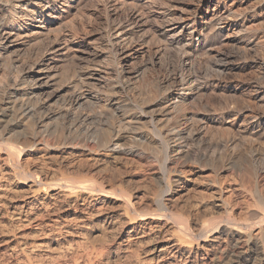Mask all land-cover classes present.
<instances>
[{
	"label": "bare ground",
	"instance_id": "bare-ground-1",
	"mask_svg": "<svg viewBox=\"0 0 264 264\" xmlns=\"http://www.w3.org/2000/svg\"><path fill=\"white\" fill-rule=\"evenodd\" d=\"M86 1L0 0V264H56L59 255L67 253L76 256L74 264H104L107 257L114 256L112 252L105 254L99 245L92 249L86 247L91 240L88 245L81 242L91 224L99 225L106 232L115 231V249L136 255L132 258L135 264H264V169H260L261 166L259 169L254 166L255 181L252 180L250 194H245L248 201L245 217H236V207L230 201L241 187L222 183L218 178L207 180V187L214 189L215 208L207 219H201L195 213L206 211L211 196L209 200L201 198L188 203L191 217L173 203L174 185L189 181L193 173L200 172L199 168L196 171L188 168L187 162L197 156L200 161L208 158L206 151H201L198 145L209 141L214 134L209 120L198 118L192 108L197 100L203 99L208 86L215 89L220 79L210 78L203 83L200 79L202 62L196 57L221 39L224 30L219 28L220 22L238 12L241 2L204 0L187 16L171 11L169 0H94L98 4L95 11L80 17L79 7ZM261 7L264 9V5ZM244 18L229 26L234 34L230 39L231 46L245 47L250 43H247L248 33L238 34L248 30ZM148 39L158 40L160 45L156 49L141 50L146 63L133 65L130 62L134 56L133 48L130 46L137 43L140 46ZM102 47L109 49L115 59L113 72L119 86L112 94L125 92L126 98L122 102L112 94L108 95L106 105L111 109H98L100 112L95 111L94 116L98 115L102 120L110 111L118 120L114 123L113 116L107 115L113 119L114 138L106 146L111 153H140L146 160H155L160 165L153 172L161 177L159 189L152 198L153 209L140 206L143 200L139 193L104 186L96 188L78 179L58 181L53 178L55 167L25 164L28 151L33 149L47 150L41 157L48 158L50 146L62 135L55 136L54 133L61 129L72 138L75 133L85 131L80 138L75 135V145L71 140L70 143L77 147L83 142L81 145L87 148L90 157L100 154L97 149L101 141L98 142L97 134L96 138L88 125L89 117L80 114L86 104L99 100L96 93L85 94L82 90L94 85L82 70L78 73L74 70L77 76L72 80L69 78L71 70L67 76L71 82L69 86L64 85L67 69L63 72L64 66L60 62L83 58L79 54L83 50L101 56ZM209 63L206 65L212 66ZM157 65L165 67L164 73L143 75L146 73L144 67L156 70ZM210 71L212 69L209 74ZM147 93L148 97L162 94L160 107L149 123L138 117L137 123L148 125L145 134L150 145L135 149L124 142L128 133L124 130L127 117L119 113L126 111L127 106L141 104ZM263 115L254 114L253 119H258L255 128L264 126ZM60 118L71 120L60 123L63 128L59 131L57 120ZM94 119L95 123L98 118ZM99 122L98 119V125ZM95 130L97 132V128ZM220 143L210 140L209 145L216 148ZM193 144L199 150L194 156L191 152L195 147ZM69 156L58 160L56 165L60 169H73L76 163ZM210 161L213 163V158ZM134 247H138L140 253H134Z\"/></svg>",
	"mask_w": 264,
	"mask_h": 264
},
{
	"label": "rangeland",
	"instance_id": "rangeland-1",
	"mask_svg": "<svg viewBox=\"0 0 264 264\" xmlns=\"http://www.w3.org/2000/svg\"><path fill=\"white\" fill-rule=\"evenodd\" d=\"M203 1L204 0H169V5H171L169 7L170 8L172 7L171 11H173V12H177V11L180 13L183 12V14L188 16L191 14L190 11H192L195 7H198L200 5V3ZM238 1L241 2V5H239V8H238V12L241 14H239L236 11L237 13L235 12V14L237 16L235 14L233 15V13H232V14H229L230 16H227V18H225V20H222L220 22V25H219V28L224 30V34L222 35L221 39L218 40V42L216 44H214V46H212L210 49H207V50L201 52L196 57V58L199 57L198 58L199 60L198 59L197 60L200 61V63L202 62L201 67L204 71L203 72L200 70V72L202 74V76L200 75L201 81L203 83H205V80H209L210 78H211L210 80H213L216 78V80L220 79V81H219L218 86L215 89L211 88L210 85L208 86L209 88L206 90L207 92H205V93L203 92L204 93L202 95L203 99L201 97L200 98L201 100H199V101L197 100L198 102L197 101L196 102L198 104L195 102L196 105H194V107L192 108V111H194L195 113L194 112H192V113L195 114L198 118H200V117L201 118H203V117L207 118L211 124L212 131H213L212 133H214L213 134L214 136L213 135L210 136L212 138V139L210 138V140H212V142H214V143H218V142L219 143L222 142V143H220L221 145L219 144L218 147H216V148L214 146H212L211 144H210L211 146L209 145L210 140L207 142H203L202 144L200 143L201 145H198L199 143H196L198 145V147L200 146L199 149L202 148V149H200L201 151H204V152L206 151V154H208L206 156H208L209 159L207 157H204L200 161L199 160L200 158H198V156L195 157V159H194V157L190 158L191 160L189 159V161L187 162L188 168H191V169L193 168L195 171L198 170V168H199L200 172L193 173L192 174L193 178H191V180L182 181L178 185H174L175 196L173 198V203H175L177 205V209L179 211L183 212L184 214H186L187 216H190V217L193 216L190 213L191 211L189 209L190 203H194L196 201H199V199H201V198L202 199L208 198V200L211 198L209 200V202H210V204L212 203L211 205L213 206V198H212L213 194L212 193H213L214 189H212L211 187H207L206 184L208 183L207 182L208 179L209 180H215L217 178H218V181L221 180L222 183L226 182V184L230 183L231 185L235 184L234 186H236L238 188L241 187L240 188L241 190L239 189L240 191H237V193H235L236 196L233 195L230 201L233 204L232 206L236 207V208H234L236 217H238V218H240L241 216L245 217L246 216L245 212H246V209L248 207V206H246V205H248V201H247V199H245V194L246 195H248L247 193L250 194L249 191L251 190V187L254 184L253 181H255L254 180L255 175L253 178V174H256V170H253V169H255L254 166H256L257 168L259 166H261L259 168L264 169V165H263L264 164L263 163L264 162L263 161L264 160V126H260V127L255 128L254 123L258 119L257 120L253 119L254 114L257 115V113H258L259 115H261V114L263 115L262 112H264V96H263L264 95V9L261 7L262 5H264V0H238ZM96 5H98V4L94 0H88V1L84 2L79 7L78 14L80 13V15H82V16H80V15L79 16L84 17V16H86L87 13L94 12L95 9L97 8ZM243 18L247 19V25L246 26H247L248 30H246L247 32L241 31L240 32L241 34L240 33H238V34H239V36H243V33L244 34L248 33L246 35V38H247V43H249V42L250 43L248 46H245L246 49L248 47V50H245L244 46L243 47L242 46H239V47L235 46L234 47V46H231V44H229L231 41L230 39L234 38V34L232 33V30L229 26L232 24H236L237 22L241 21ZM253 37H254V39H253ZM246 38H244V39L246 40ZM149 39L146 42H142L140 44V46H138V43L136 45L134 44V45L130 46V48H133L132 54L134 56L130 61L133 65L139 64V66H140V65L146 63V61L143 62V58L141 56V50H143L145 48H150V47L153 49H156L160 45L158 40L152 41V39L151 40H149ZM251 39H252V41H251ZM156 41H158V42H156ZM152 42H153V44H152ZM157 43H159V44H157ZM101 49H102V51H101L102 55L101 56H96V55L89 53L88 51L84 52V50H83L82 52L79 53V54H81V57H83V58L79 57L76 59H71L69 61L68 60L67 61L62 60L60 62V65L65 67V68L63 67L62 71L66 72L65 70L67 69V73H69L68 75L66 73V78H65L66 80H64L65 82H63L64 85L69 86V83L71 82V80L77 76V74L73 72L74 70L77 73L81 72V70L83 72H86L90 78L88 80L91 81L94 85V86H92V85L85 86L84 89H82V90L84 91V93L86 92L85 94L92 93L95 95V93H96L97 96L99 97L100 101L97 100L95 103L90 104V105L86 104L82 108V111H81V109H78V110L81 111L80 114L87 115V117H89L88 125L90 124V126L92 127L91 130L93 129L92 131L94 132V134L95 133L97 134L98 138L96 137V134H95V137L97 138L98 142L100 143V141H101V143L99 144V147H98L99 150L97 149V151H99L100 154H98V153H96L95 155L92 154L91 157H94V159L91 158L90 155L87 153V148L86 147L84 148V146L81 145V144H83V142L78 144L77 147H74L73 145H75L77 143V140H76L77 137L75 135L77 134V136L80 138L85 134V131H82L81 132L82 134H80V132L75 133L74 138L68 137L69 136L68 133H66V131L64 133V130L61 128H63L62 124H65L63 121L66 120V122H67L71 119H69L70 117L65 119V120L63 118L62 119L60 118L59 119L60 121L57 120V122H58L57 124H58V128H59L57 130L60 131V129H61L62 131H60V132L57 131L54 134H55V136H58L61 134L62 135L59 136V138H56L57 141L55 140L53 142L54 144H52L50 146L51 150L47 153V155H49V157L48 158H45L46 156L43 158L41 157L42 154L46 153L47 150L43 151V150H39V149H33V150L28 151V153L26 155L25 164H26V166H27V164L29 166H34L36 164L37 165H40V164L43 165L44 164L45 167L48 164V166L55 167L54 169H56V170H54V173H53L54 177L53 178H55V180L57 179L58 181L68 182L70 180L78 179V180H84L87 184H90L96 188H102L104 186L105 188H108V189H115V190L125 189L131 193H135V194L139 193L140 197H142L141 200H143L140 206L143 208H146V209H153V208H155V205L153 203L152 198H153L155 192L159 189L158 187L160 186V183H161V177L155 176L153 173V172H155L154 169L156 170V167L158 168L157 165H159V164L156 163L157 161L146 160L144 158V156L141 155L140 153H138V155L137 154H132V155L128 154L127 155L126 153L113 154L106 147L110 144V142L114 138L113 132L111 131V125H112L111 122H113L112 121L113 119L111 120L112 116L114 118V123H117V122H115L116 117H114V115H112L113 113L110 114V111H109L111 109V108H109L110 106L108 107V105H106V104H108L107 98L109 96H111L112 93L114 94V92L116 91L115 87H118L119 84L116 81L115 73L113 72V65H114L113 62H115V59L114 58H113L114 60L112 59L113 54L111 52H109V49L107 50L106 47H102ZM209 61H211V62L209 63ZM206 63H207V65H208V63L211 64L213 67L210 65L207 66ZM205 65L209 68L207 69V67ZM77 66H79V67H77ZM162 66L163 65H161V67H160V65H157L155 68L156 70L149 69L150 68L149 66L147 67L148 69L144 67L146 73L144 72L143 75H145V77H146L148 75V72L150 74L151 73L153 74V72L154 73L156 72L157 74L164 73L165 67L164 66L162 67ZM69 68H70V71H69ZM205 68L207 69V71ZM209 69L210 70L212 69V71H210V74L208 73ZM71 70H72V72H71ZM3 71L7 72L6 69H4ZM217 72H218V74H217ZM70 74H71V77H73V78L69 77L71 80H69V78L67 77ZM72 75H74V76H72ZM209 75H211V76H209ZM207 76H209V77H207ZM96 87H98V88L96 89ZM112 90H114V92ZM143 91H145V90L143 89ZM148 93L146 94L147 96L143 95L144 97L146 96L145 97L146 101L144 98V100H143L144 102L142 101L141 104H139L138 106H133V107L127 106L125 109L126 111L123 110L124 112L120 111V113H119L121 115L125 114V116L127 117L126 121L124 122V123H126V125H125L126 127L124 126L125 127L124 130L126 133L127 132L128 133H127V136H126V139L124 142L125 143L127 142V144L129 143L128 144L129 147L133 146V147H135V149L136 148L139 149V148H141V146H142V148H145L146 146L150 145L148 143L149 138L145 134L146 130L148 128V125L147 126L146 125L141 126L139 123H137L139 121L138 117H142L143 122L149 123L151 120L152 114L157 115L158 108L160 107L158 105V103L160 102V98H161L162 94L157 93V94H154V96L152 95V96L148 97ZM112 97L116 98V100H121L122 102H125L126 93L125 92H117ZM101 105H103V106H101ZM200 106H202V107H200ZM104 107H106L105 109L108 108L109 110H107V111H109V112H107L108 114L106 113L103 115L102 120L99 118L98 115L97 116L95 115L96 118H98L100 120L99 125H98V119L95 121V123L92 121L95 118L94 113H96L99 110L100 111L103 110ZM78 110H76V111H78ZM79 111H78V113H79ZM107 115H109L111 117H109ZM93 116H94V118H93ZM107 117L110 119V121H109L110 124L107 122V120H108ZM249 117H251L254 121ZM262 118L264 119V115ZM104 119H106V120H104ZM127 119H129V120H127ZM60 123H62V124H60ZM150 124H149V126H150ZM107 127H109L110 130H108ZM141 127H142V129H141ZM96 128H97L98 133L95 130ZM143 128H145V129H143ZM126 129H127V131H126ZM135 129H136V131H135ZM66 134H67V138H65ZM60 137H62V138H60ZM70 140L72 143L74 142L75 144L73 143V145H72L70 143ZM222 140H224V141H222ZM215 141H217V142H215ZM224 143H227L226 144L227 146ZM196 144H193L195 147L192 146V148L194 147L196 149L195 151H194V148L191 150V152L193 151L192 154L194 153L193 156L197 155L198 154L197 152L199 151ZM203 144H205L206 146L205 145L202 146ZM235 144L237 146H235ZM79 145H81L82 147ZM126 145L124 147L127 148L128 145L127 146ZM232 145H234V147H235L234 150H233ZM154 146H156V145H154ZM225 147H227V148H225ZM206 148H209V149L206 150ZM158 149H160V148H158ZM158 149H157V151H158ZM215 149H217V150H215ZM220 149H221V151H220ZM218 150H219V152H218ZM161 152H162V150H161ZM70 153H72L73 157L69 156ZM105 153H106V155H105ZM215 153H216V155H215ZM217 153H219V155L222 154V155H220L222 157L218 156ZM223 154H224V156H223ZM66 155H68L69 159H71L74 163H76V165L73 169H69L70 171L67 170L66 168L60 169L56 165V164H58L57 163L58 160L63 159V157ZM212 155H215V156H212ZM216 157H217V159H216ZM218 157L222 160L221 161L219 159L221 162H219ZM210 158L211 159L213 158L214 162L213 161L212 162L214 164L211 163ZM254 158H255V160H254ZM260 158H262V159H260ZM196 159H197V162H195ZM206 159L209 160V162H207ZM252 160H254V161H252ZM256 160H258L259 163L262 161L263 162L257 166V164H259V163H257ZM42 161H44V163ZM192 161H194V162H192ZM47 162H49V163H47ZM215 163H217V164H215ZM57 169H59V170H57ZM251 170H253V171H251ZM107 181L110 184H108V185L105 184ZM252 182H253V184H252ZM239 183H241V184H239ZM243 185H244V187H242ZM245 185H246V187H245ZM243 188H246V190H244ZM249 188H250V190H249ZM247 189H248V191H247ZM238 195L242 196V197H239ZM242 198H244V200ZM246 202H247V204H246ZM237 203H238V205H237ZM210 204L207 207L208 210L207 209H206V211L199 210L195 213V216L201 217V219L202 218L204 219L207 216L210 217V215L213 213L212 211H215L214 206L212 207ZM243 204L245 207L243 206ZM238 206H239V208H238ZM242 208L243 209L245 208V209L243 210ZM241 209L243 210L242 214L240 213L242 211ZM105 232H106L105 230L99 228V225L91 224L90 227L86 228V230L84 232V234H85L84 236H86V237L84 240H81V242H83L84 245H86L91 240L92 242L91 241L90 242L92 244L91 243H90V245L87 244L88 246H86V247H90V248L93 247L94 248L95 245L97 247L99 245V249H101L103 252H105V254L112 252L111 254H114V256L109 258V259L107 257L104 264H108L109 262H110V264H135L134 260L132 258H133V256H136V255L133 254V256H131L132 254H130V253L129 254L128 253H122L119 250L115 249V246H114V241H115V237H116L115 231H109V232L107 231L108 233L106 232V234H103ZM86 241H88V242H86ZM83 243H81V244H83ZM93 244H94V246H93ZM132 251H134V253H138V252L140 253V249H138V247H134V249ZM67 254H66L67 257L65 254H61L63 256L62 258H60L61 255H59L60 257L57 258L59 261L57 260V262H59V264H74V262H75L74 258L76 259V256L73 254H72L73 255L72 256V255H70V253H67ZM72 258H73V260H72ZM60 260L63 262H61ZM57 262H56V264H58Z\"/></svg>",
	"mask_w": 264,
	"mask_h": 264
}]
</instances>
